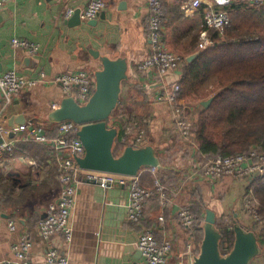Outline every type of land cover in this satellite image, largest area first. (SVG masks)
Segmentation results:
<instances>
[{
    "label": "crops",
    "instance_id": "obj_1",
    "mask_svg": "<svg viewBox=\"0 0 264 264\" xmlns=\"http://www.w3.org/2000/svg\"><path fill=\"white\" fill-rule=\"evenodd\" d=\"M89 1L14 0L0 9V74L14 69L24 78H36L45 73L48 80L35 88L25 89L7 106L0 94V120L9 130L0 135V139L14 142L17 147L13 156H2L0 171L17 185L15 196L24 194L26 198L7 205L0 191V263L13 260V245L27 236L33 242L31 258L35 264H46L45 254L52 248L66 255L70 264H145L138 242L143 233L152 231L159 240L172 243L167 264H193L204 232L200 224L194 228L184 227L178 216L180 209L195 208L196 223H200L199 220L205 218L206 208L210 207L218 218L231 216L227 224L233 227L235 220L244 219L245 197L253 194L251 184L255 178L204 177L201 164L207 157L199 153L194 140L185 139L189 142L184 148L175 146L171 138L175 135L171 108L158 97L166 86L180 79L183 70L159 77L154 72L138 69L139 63L150 54L146 23L151 12L147 0H106L107 7L95 19L96 24L82 19L80 25L72 24L75 12L84 11ZM162 3L163 44L186 60L200 51L198 41L204 8L185 14L179 3L171 0H162ZM68 9L74 10L69 19L65 16ZM13 39L34 43L38 50L32 53L16 46ZM92 51L112 59L127 58L130 77L122 89V115L125 119L131 115L150 117L147 139L165 160L162 169L143 168L137 179L147 189L154 187L156 178L161 179L169 190V202L164 206L159 197L147 199L143 219L132 223L128 220V187L104 189L95 183H82L78 186L70 218L72 240L69 242L64 235H55L45 241L39 223L62 189L57 176L62 153L54 151L49 145L50 138L45 136L52 130H57L58 136L60 124L52 126L47 120L54 106L59 107L65 98L60 85L53 79L80 70L92 73L100 70L101 62ZM194 110L189 109L190 115H195ZM26 124H32L30 130L37 131L35 137L16 130ZM30 139L35 141L31 140L33 144L28 148L26 143ZM21 145L27 149H22ZM29 150L37 158L29 157ZM10 221H14L16 230L10 229ZM258 258L264 260V256ZM263 260L259 264H264ZM253 264H257V258Z\"/></svg>",
    "mask_w": 264,
    "mask_h": 264
},
{
    "label": "built area",
    "instance_id": "obj_2",
    "mask_svg": "<svg viewBox=\"0 0 264 264\" xmlns=\"http://www.w3.org/2000/svg\"><path fill=\"white\" fill-rule=\"evenodd\" d=\"M14 0H0V9L8 2ZM179 3L185 14H193L204 8L203 31L200 34L199 48L204 49L212 43L208 37L209 31L218 32L224 35L231 26V15L226 8L235 3H251L264 7V0H171ZM150 9V16L147 20L146 36L150 44V54L138 65L140 71L154 72L155 76L165 77L169 73L176 72L184 67L185 59L171 51L163 44L162 31L164 23L162 0H147ZM107 7L106 0H90L88 6L81 12V19L92 21L97 19ZM74 13L73 9L66 11V18L69 19ZM16 46L27 48L34 53L38 45L28 41L13 39ZM45 73L36 78H24L17 70H9L0 74V94L5 105L13 102L14 98L25 89H32L45 83ZM54 83L60 85L65 97H74L76 101L84 105L94 93L96 79L94 73L88 70H80L75 73H65L53 79ZM181 88L178 83L166 86L160 92L159 101L167 102L172 109L175 120V127L185 139H191L193 133V122L185 117V107L179 98ZM55 108L56 105L54 106ZM151 119L149 117L125 119L122 142L126 146L136 148L143 147L147 143V129ZM32 124L17 127L19 132H27L28 136L35 137L37 131L30 130ZM60 132L51 142L62 158L57 165V176L62 185L58 199L51 203L46 210L45 217L39 223L40 233L45 241H50L55 235H64L67 241L73 237V229L70 225V218L76 204L78 186L82 183H95L104 189L112 187H128L129 205L128 220L132 223H139L144 217V204L147 199L159 197L165 206L169 202V190L161 179L156 178L154 187L147 189L143 187L137 177H130L121 174H113L83 169L76 161V157L85 155V147L77 136L80 126L73 122L60 124ZM7 130L0 120V135L7 134ZM47 141L44 137L40 138ZM15 150L14 142H3L0 145V160L5 154L13 156ZM202 174L204 177L220 179L226 176L234 178H262L264 181V153L258 150H251L248 153L233 156H217L208 161L204 166ZM249 197V196H248ZM248 203V204H247ZM254 200L246 202V208L253 212L256 221L260 220ZM178 216L181 224L186 228H194L196 217L188 208L180 209ZM11 230H16L14 221L9 222ZM33 242L24 236L22 241L14 244L12 251L13 260H5L0 264H35L31 258ZM138 249L141 252L145 264H167L168 256L172 251V243L168 240H159L152 231L143 233L138 242ZM46 264H70L66 255H61L57 248L48 250L45 254Z\"/></svg>",
    "mask_w": 264,
    "mask_h": 264
},
{
    "label": "trees",
    "instance_id": "obj_3",
    "mask_svg": "<svg viewBox=\"0 0 264 264\" xmlns=\"http://www.w3.org/2000/svg\"><path fill=\"white\" fill-rule=\"evenodd\" d=\"M226 10L231 15V26L224 35L214 31L211 37L212 43L201 50L200 55L193 62L188 63L184 60L182 75L176 82L181 88L180 100L183 99L189 103L184 111L188 120H191L190 117L193 115H190L189 109L195 108L196 118L192 117L191 138L197 145L199 153L207 157L205 160L202 159L203 167L210 159L217 156L243 154L251 149L264 152V7L251 3H235L228 6ZM198 37L199 35L195 38L196 42ZM211 83L217 86L218 91L210 96L214 98L210 106L206 108L200 103L197 106L190 105L199 100L202 92ZM120 105L121 99L108 121L111 127L119 130L114 149L115 155H118L119 151L126 146L122 142L124 115L114 118ZM129 117L142 118L144 116L131 115ZM111 119L112 124H110ZM173 121L175 122L174 117ZM45 136L50 138L49 145L54 149L50 141L57 136V130L49 131ZM31 140L35 141L34 139L27 140L28 148L33 144ZM148 144L152 142L147 139L146 145ZM21 148L25 147L21 145ZM16 149L17 147L14 151ZM46 153L47 150L44 151V155ZM28 155L37 158L36 154L31 153L30 150ZM160 159L163 163L165 162L163 157ZM38 162L40 163V160ZM263 182L262 178H255L251 184L252 197L256 203L260 220L250 223L249 229L257 233L264 255ZM16 186L0 171V191L7 205L26 200L24 194L15 196ZM189 208L196 217L195 208ZM203 218L196 225L200 224L202 227ZM220 219L222 217L217 218V227L223 234L221 248L222 253L227 254L233 247L235 235L233 227L226 223L222 225Z\"/></svg>",
    "mask_w": 264,
    "mask_h": 264
},
{
    "label": "water",
    "instance_id": "obj_4",
    "mask_svg": "<svg viewBox=\"0 0 264 264\" xmlns=\"http://www.w3.org/2000/svg\"><path fill=\"white\" fill-rule=\"evenodd\" d=\"M71 22L74 25L81 24V11L75 12ZM96 22L92 20L89 24L94 25ZM200 53L201 50L187 57L186 61L193 62ZM92 54L102 65L94 73L96 84L93 95L84 105L79 104L74 97H65L59 107L49 114L48 123L53 125L73 122L80 126L77 136L85 147V155L76 157V161L83 169L130 177H137L143 168L162 169L164 164L153 144L140 148L125 146L115 155L119 130L111 127L108 121L120 103L124 82L129 80V63L124 57L112 59L98 51H92ZM212 101L213 98L201 104L207 108ZM44 134L42 132L43 136ZM3 142L0 139V145ZM217 218V213L207 207L202 223L204 236L193 264H253L256 258L263 255L257 233L240 220L233 223V247L229 253L223 254V234L217 227Z\"/></svg>",
    "mask_w": 264,
    "mask_h": 264
},
{
    "label": "rangeland",
    "instance_id": "obj_5",
    "mask_svg": "<svg viewBox=\"0 0 264 264\" xmlns=\"http://www.w3.org/2000/svg\"><path fill=\"white\" fill-rule=\"evenodd\" d=\"M203 25H202V28H201V30L203 31ZM201 31V32H202ZM215 32L214 31H209L208 32V37L210 38V39H212L211 37H213V34H214ZM190 38H192L193 39V35H191V36H189ZM200 42V39H199V41H198V43ZM199 45V44H198ZM209 46V45H208ZM200 50H203V49H201V48H199ZM184 58V57H183ZM124 85V84H123ZM218 91V89H217V86L215 85V84H210L207 88H205V90L202 92V94H201V96H200V98H199V100L197 101V102H195L194 104L192 103V104H190V105H195V106H197L199 103H201V101L202 102H204V101H207V100H209V99H211L212 97H210L211 95H213L214 93H216ZM121 97H122V95H121ZM214 99V98H213ZM182 100V102L184 103V107H187V106H189V103L187 102V101H185V100H183V99H181ZM202 105V104H201ZM171 112H172V109H171ZM122 110L121 109H119L118 111H116L115 112V116H114V118L116 119L119 115L120 116H122ZM149 117V116H148ZM192 117L193 118H196V115H192ZM192 117H190V119H191V121H192ZM150 118V117H149ZM172 118H173V115H172ZM172 121H173V119H172ZM110 124H112V119H111V121H110ZM173 131L175 132V135L173 134V137H171V138H173L174 139V143H175V146H177L178 148L181 146L182 148H184V147H186V144L189 142V140H185V138L182 136V135H180L179 133H178V131H177V129H176V127H175V123H174V121H173ZM173 132V133H174ZM147 138H149V134H148V131H147ZM123 150V149H122ZM121 150V151H122ZM251 150H255V149H251ZM251 150H249L248 152H250ZM256 150H258L259 151V149H256ZM121 151H119V153L121 152ZM248 152H246V153H248ZM261 152V151H260ZM262 153H264V152H262ZM236 179V178H235ZM237 179H240V180H249L250 178H244V177H242V178H237ZM264 183V182H263ZM253 200V197H252V193H250V195H249V197H245V211H244V214L245 215H243V217L242 218H244L245 219V217H248V218H246V220H244L243 219V221L244 222H247V224H249L250 225V223H252L253 221H256L255 220V218L253 217V212L252 211H250L249 209H247L246 208V202H248V200ZM248 204V203H247ZM254 205H255V207H256V203H254ZM255 209H257V208H255ZM221 220V224L222 225H224L225 223H226V225H228L227 224V221H231V216H228V219H220ZM250 227H251V225H250ZM264 256V255H263ZM259 258H257V264H259L260 263V261H262L263 259H259ZM262 263H264V260H263V262Z\"/></svg>",
    "mask_w": 264,
    "mask_h": 264
}]
</instances>
